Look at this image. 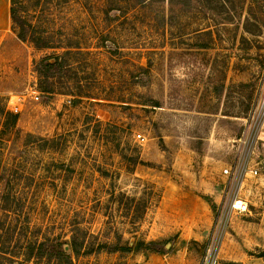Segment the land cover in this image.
<instances>
[{"label": "rangeland", "instance_id": "rangeland-1", "mask_svg": "<svg viewBox=\"0 0 264 264\" xmlns=\"http://www.w3.org/2000/svg\"><path fill=\"white\" fill-rule=\"evenodd\" d=\"M23 1L51 46L19 41L0 0V264H201L210 247L264 264V0ZM42 240L70 260L28 257Z\"/></svg>", "mask_w": 264, "mask_h": 264}, {"label": "trees", "instance_id": "trees-1", "mask_svg": "<svg viewBox=\"0 0 264 264\" xmlns=\"http://www.w3.org/2000/svg\"><path fill=\"white\" fill-rule=\"evenodd\" d=\"M35 1V3H38V0ZM8 12L11 25L14 29H16V38L19 41L28 40L37 49L51 46L50 40L45 35L44 28L41 27V25H39L38 23L31 20L32 13L29 10V4H26L23 0H9ZM62 67V62L58 61L57 58H55L54 62H50V57H48L39 61L36 64L35 69L39 75V78L45 79L46 81L58 74V72L61 71ZM42 91L50 94L53 93V88L43 87ZM16 118V114L12 115V122H15ZM210 207L213 210L214 204L210 203ZM157 243L158 242L156 241L138 242L136 246L146 251L160 252L161 250L157 248ZM182 243H184V241ZM79 246L80 244H78L76 240L72 238L71 250L75 255L79 253ZM28 248V257L33 256L36 259H41L43 258V255L48 254L49 258L55 257L59 260H70V255L65 253V250L60 242H48V240H42L40 242L28 244ZM1 249L2 248L0 246V251ZM102 249H107V251L112 252L117 250H129L130 248L128 246V242L123 243L121 239H118L117 242L112 245L102 243L99 244L96 248L97 251H100ZM257 256L264 258V250H261L257 254Z\"/></svg>", "mask_w": 264, "mask_h": 264}, {"label": "built area", "instance_id": "built-area-1", "mask_svg": "<svg viewBox=\"0 0 264 264\" xmlns=\"http://www.w3.org/2000/svg\"><path fill=\"white\" fill-rule=\"evenodd\" d=\"M254 108H255V112L264 118V74L262 75V78H261L259 86H258L257 101H256ZM12 109L14 112H18L20 110L17 105H16V107H13ZM140 136L141 135L138 134V137H140ZM246 160L247 159H245V162H246ZM263 163H264V161H263ZM243 165L244 164H242V166L239 168V172H242L244 170ZM249 171L252 174H257L258 167L250 169ZM224 172H227V168L224 169ZM232 207L234 209H237L238 211H243L246 209V203L244 201H241V200H236ZM219 216H220L219 220H222V218L226 217L223 214H219ZM208 249H209V251H207L206 255H204V258H203L201 264H211V262H212V264H216L217 258L215 256V254L213 253L214 249L211 247Z\"/></svg>", "mask_w": 264, "mask_h": 264}, {"label": "water", "instance_id": "water-1", "mask_svg": "<svg viewBox=\"0 0 264 264\" xmlns=\"http://www.w3.org/2000/svg\"><path fill=\"white\" fill-rule=\"evenodd\" d=\"M132 239H133V238H130V239H129V242H128V245H129V246H131V243H132V241H133ZM168 246H169V243L166 244V247H168ZM67 248H68V246H65V247H64L65 250H67Z\"/></svg>", "mask_w": 264, "mask_h": 264}, {"label": "crops", "instance_id": "crops-1", "mask_svg": "<svg viewBox=\"0 0 264 264\" xmlns=\"http://www.w3.org/2000/svg\"><path fill=\"white\" fill-rule=\"evenodd\" d=\"M0 12H1L4 16L6 15L5 9H3L2 7H0Z\"/></svg>", "mask_w": 264, "mask_h": 264}]
</instances>
